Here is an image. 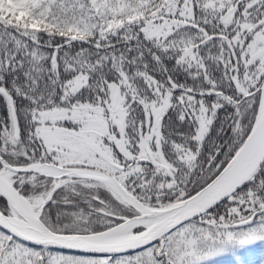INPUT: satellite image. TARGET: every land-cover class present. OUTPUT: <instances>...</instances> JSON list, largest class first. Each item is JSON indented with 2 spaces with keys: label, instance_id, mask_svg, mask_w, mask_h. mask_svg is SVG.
<instances>
[{
  "label": "snow or ice",
  "instance_id": "1",
  "mask_svg": "<svg viewBox=\"0 0 264 264\" xmlns=\"http://www.w3.org/2000/svg\"><path fill=\"white\" fill-rule=\"evenodd\" d=\"M257 249L264 0H0V264Z\"/></svg>",
  "mask_w": 264,
  "mask_h": 264
},
{
  "label": "trees",
  "instance_id": "2",
  "mask_svg": "<svg viewBox=\"0 0 264 264\" xmlns=\"http://www.w3.org/2000/svg\"><path fill=\"white\" fill-rule=\"evenodd\" d=\"M259 255H261V250L257 249L255 254L245 253L244 256L242 257H235L231 259L221 260L220 264H232V259L243 260L246 262V264H250V262L256 260L259 257Z\"/></svg>",
  "mask_w": 264,
  "mask_h": 264
}]
</instances>
